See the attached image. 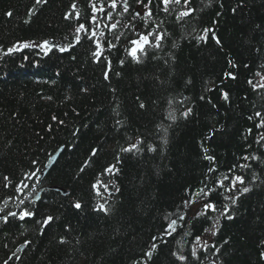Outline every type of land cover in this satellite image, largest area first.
I'll use <instances>...</instances> for the list:
<instances>
[{"label": "trees", "instance_id": "1", "mask_svg": "<svg viewBox=\"0 0 264 264\" xmlns=\"http://www.w3.org/2000/svg\"><path fill=\"white\" fill-rule=\"evenodd\" d=\"M73 3L82 16L90 14L88 0H48L31 17L28 11L35 0H0V206L25 173L42 169L58 150L41 180L27 182L37 190L49 186L69 193H41L42 201L35 206L55 218L42 236L34 219L0 222V264L25 241L31 244L9 264H143L151 238L163 230L164 214L174 210L185 189L201 186L210 167L205 155L215 157L214 176L227 173L233 164H251L235 174L245 175L252 191L240 196L232 220L221 218L217 236L209 241L220 252L204 253V264L208 258L216 264H264V163L241 159L253 151L264 159V148L254 143L258 121L248 119L256 111L264 115V89L253 91L247 83L259 80L257 71L264 73V0H212L210 6L208 0H192L195 19L184 26L174 15L160 13L156 20L166 21L170 35L156 53L159 59L149 55L143 63L129 60L121 66L123 52L114 49L107 80V63L103 58L93 62L94 46L86 38L66 52L53 47L45 55L34 46L4 55L14 44L74 42L77 21L64 19ZM191 25L214 27L221 44L211 34L207 43L185 39ZM189 107L192 113L184 118L181 113ZM169 111L175 121L166 119ZM161 123L171 125L166 145L158 130ZM137 140L143 141L142 151L120 152ZM148 145L157 150L147 151ZM94 148L99 151L91 156ZM117 155L119 173L104 175ZM5 176L13 182L8 188L3 187ZM98 176L120 189L111 197L104 193L108 215L94 210L101 202L91 187ZM211 199L222 201L215 193ZM74 201L82 207L75 209ZM8 209L16 210L12 202ZM209 224L203 217L192 220L175 239L156 241L159 246L147 264H180L171 252L180 244L189 249L196 235H207L203 229ZM61 238L67 243L61 244Z\"/></svg>", "mask_w": 264, "mask_h": 264}, {"label": "snow or ice", "instance_id": "2", "mask_svg": "<svg viewBox=\"0 0 264 264\" xmlns=\"http://www.w3.org/2000/svg\"><path fill=\"white\" fill-rule=\"evenodd\" d=\"M211 2L212 0H208V5L206 6H210ZM47 3L48 0H35L33 8L28 11L29 17L39 11L36 6L46 5ZM88 5L90 7V14L87 16H82V13L77 11L78 5L76 3L71 5L72 12L66 13L64 16L66 20L72 18L77 21V24L74 26V42L64 46L50 45L47 40L42 44H36L35 42L20 43L18 46L14 44L7 49L4 55L20 52L22 49H28L34 46L41 48L45 55L53 47L58 48L60 52H66L79 45L82 39L86 38L94 46V50L91 52L93 62L100 63L101 58H103V61L107 63V70L104 73V77L107 80L109 78L108 73L112 70L110 56L114 49L122 50L123 52V56L119 59L121 66L129 60L137 64L143 63L144 59L149 55L153 59H159L156 53L163 50L164 41L170 35L167 28L164 27L166 21L156 20V17L160 13L165 14L166 17L174 15L175 21L184 26L189 24V18L195 19L194 13L197 11L196 8L191 6L192 0H88ZM220 6L223 7L222 4ZM232 11L235 12L236 9L233 8ZM6 15L11 17L12 12H8ZM219 15L220 13L218 12L217 17ZM29 22L28 20L25 21V23ZM209 34H211V38L217 45L221 44L220 39L215 34L214 27L198 29L195 25H191V31L185 36V39L191 38L197 44L207 43ZM173 47H175V44ZM229 63L231 64L232 62L229 61ZM260 67L264 69V65ZM116 74L119 75V73ZM226 76L235 79V76L231 73H226ZM255 76L259 77L258 81L254 82V80L249 79L247 83L252 87L253 91L264 89V73L257 71ZM190 82L188 81V83ZM212 90L211 88L208 89V91ZM223 98L228 100L227 92L223 93ZM201 99L203 100L204 97L202 96ZM169 103L171 104V101ZM140 107L143 108L144 104L141 103ZM191 113L192 109L189 107L181 115L187 118ZM254 117L258 121L254 124V127L258 130L254 143L264 148V115L260 111H256L254 116H249L248 119L252 121ZM166 119L175 121L176 116L173 114V111L168 112ZM60 123L63 122L61 121ZM116 123L122 125L120 120H117ZM170 126H166L163 123L158 126V130L162 132L161 140L165 145L167 144V132ZM49 131H51V128H49ZM78 131L77 129L76 132ZM247 131L249 135L252 134V128H249ZM142 143V140H137L129 147H121L120 152L132 153L142 151L140 147ZM146 147L149 152H155L157 150L151 145ZM248 147L252 148V145H248ZM98 151V149L94 148L91 156H96ZM204 152L207 153L208 149H204ZM204 158L210 162V167L205 173L204 179L200 182L201 186L185 189L184 196L178 204L174 205V210L164 214L163 230L151 238L153 243L150 244V248L144 253L143 264H147V261L151 260L153 253L157 250L159 245L155 243L156 241L166 244L168 242L166 237L175 239V236L180 234V230L185 225L192 220H197L202 217L210 222L209 226L203 229V232L207 235H196L189 249L185 250L184 245L180 244L179 249L172 251L171 255L180 264H204V260L202 259L204 253L209 252L210 249L213 250V255L220 252V247L215 242L210 243L209 241L217 236L220 230L221 218L232 220L234 218L232 213L240 196L252 191V188L246 184L245 175L235 174V170L237 168L248 170L252 166L249 163L233 164L227 173L214 176L213 174L217 172L215 157L205 155ZM241 159L244 161L251 160L264 163V159L256 155L254 151L244 155ZM35 163L36 161H33V164ZM88 163L86 161L84 167H87ZM120 163V156L117 155L116 162L107 166L103 174L115 176L120 171ZM84 167H81V172L84 171ZM42 171V169L38 168L30 173H25L24 178L14 185V193L7 195L2 200V206H0V222L8 223L10 218L19 221L34 219L35 223L39 225L40 235L42 236L44 234L45 229L55 218L52 215L42 214L40 209L35 206L38 201H42V197L37 192L36 184L30 186L27 182L33 180V178L39 181L40 176L38 173H42ZM3 179L5 181L4 188L12 185L13 182L8 176H5ZM257 179L258 177L253 173L251 183H255ZM91 187L95 196L105 201L103 203L98 202L94 210L103 212L105 215L110 214V208L106 206L107 200L105 199L104 193H107L111 197L113 193L120 191L119 187L114 181L105 183L99 176ZM214 193L222 198L219 204L214 199H211ZM64 194L69 195L67 192ZM9 202L13 203L16 209L15 211L8 209ZM72 206L75 209L82 207L79 201H74ZM210 213H216V215L213 216ZM66 230L68 229L66 228ZM188 235H191V233L184 232V236ZM60 243L64 244L67 241L61 238ZM224 243H227V241L225 240ZM29 244H31V241H25L24 246ZM20 250L18 248L16 252ZM16 252L9 256L7 260H4L3 264H9V261L12 259L19 260L20 257ZM133 264H141V261L134 260ZM208 264H216V261L208 258Z\"/></svg>", "mask_w": 264, "mask_h": 264}, {"label": "water", "instance_id": "3", "mask_svg": "<svg viewBox=\"0 0 264 264\" xmlns=\"http://www.w3.org/2000/svg\"><path fill=\"white\" fill-rule=\"evenodd\" d=\"M58 155V152L56 154H54L48 161V163L46 164L45 168L43 169L42 173H45L48 171V169L50 168V166L53 164L54 160L56 159ZM52 189H55L56 191L60 192L61 194L65 195V191H62L61 189H58L56 187H53Z\"/></svg>", "mask_w": 264, "mask_h": 264}, {"label": "rangeland", "instance_id": "4", "mask_svg": "<svg viewBox=\"0 0 264 264\" xmlns=\"http://www.w3.org/2000/svg\"><path fill=\"white\" fill-rule=\"evenodd\" d=\"M49 44H50V45H54V43H52V42H49Z\"/></svg>", "mask_w": 264, "mask_h": 264}, {"label": "bare ground", "instance_id": "5", "mask_svg": "<svg viewBox=\"0 0 264 264\" xmlns=\"http://www.w3.org/2000/svg\"><path fill=\"white\" fill-rule=\"evenodd\" d=\"M103 202H105L104 200H101V202L100 203H103Z\"/></svg>", "mask_w": 264, "mask_h": 264}]
</instances>
